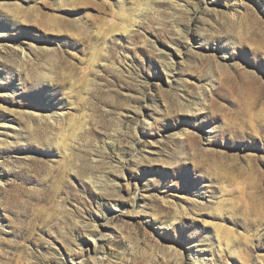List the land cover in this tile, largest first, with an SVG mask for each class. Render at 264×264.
<instances>
[{"label": "rangeland", "instance_id": "rangeland-1", "mask_svg": "<svg viewBox=\"0 0 264 264\" xmlns=\"http://www.w3.org/2000/svg\"><path fill=\"white\" fill-rule=\"evenodd\" d=\"M0 264H264V0H0Z\"/></svg>", "mask_w": 264, "mask_h": 264}, {"label": "bare ground", "instance_id": "bare-ground-1", "mask_svg": "<svg viewBox=\"0 0 264 264\" xmlns=\"http://www.w3.org/2000/svg\"><path fill=\"white\" fill-rule=\"evenodd\" d=\"M115 208H118L117 206Z\"/></svg>", "mask_w": 264, "mask_h": 264}]
</instances>
